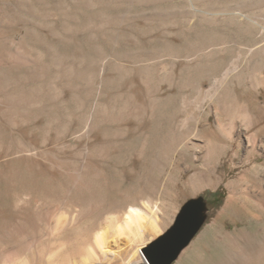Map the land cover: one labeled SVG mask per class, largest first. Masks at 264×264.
I'll return each instance as SVG.
<instances>
[{"label": "rangeland", "instance_id": "1", "mask_svg": "<svg viewBox=\"0 0 264 264\" xmlns=\"http://www.w3.org/2000/svg\"><path fill=\"white\" fill-rule=\"evenodd\" d=\"M212 1L0 0V32L6 37L0 41V94L5 97L14 71L21 97L28 85L36 87L37 119L29 126L22 124L18 133L26 137L33 127L41 146L48 126L52 135L47 147L65 167L63 173L36 166L29 172L21 163L16 193L9 192L8 181L1 178L0 227L5 221L2 212L6 215L15 201L24 198H32L34 208L64 213L71 210L67 199H78L81 207L95 210L86 221L93 224L109 214L119 218L128 205L138 206L142 198L149 205L144 209L149 223L144 239L153 241V219L164 233L187 203L201 200L202 226L173 264H233L227 234L237 226L221 211L230 187L246 168L245 153L235 166L231 164L212 96L228 90L240 103H256L260 113H254L264 121V56L259 53L252 62L247 58L251 49L264 44V0ZM203 3L242 9L248 26L228 19L222 26L207 27L193 19L189 29L188 16L195 8L202 9ZM10 40L22 53L15 68ZM30 46L33 65L23 59ZM222 58L223 65L217 66ZM241 74L239 80L236 76ZM17 108L14 113L23 118L27 108ZM209 124L218 139L211 143L214 153L207 157L210 138L202 134ZM91 125L96 131L88 139ZM184 134L190 139L187 148L178 145ZM259 149L261 162L264 138ZM215 166L213 174L205 170ZM74 173L84 177L87 187L74 185ZM251 222L248 230L257 233L261 225ZM21 226L27 228L24 247L47 239L44 223L38 230L24 221ZM123 243L122 239L124 254ZM15 253L11 251L8 258Z\"/></svg>", "mask_w": 264, "mask_h": 264}, {"label": "bare ground", "instance_id": "2", "mask_svg": "<svg viewBox=\"0 0 264 264\" xmlns=\"http://www.w3.org/2000/svg\"><path fill=\"white\" fill-rule=\"evenodd\" d=\"M189 1L192 2V0ZM202 6V9L195 8L194 13L188 16L189 29L194 26L193 19H196L197 23L201 24V26L207 27L225 24L228 22V19H232L233 23L241 26L243 22L249 20L240 8L226 5L211 7L207 3H203ZM70 7L72 8V6ZM5 38L4 34L0 32V41ZM9 43L12 48L10 61L13 68H15L20 60V56H22V53L20 54L21 48L15 40H10ZM33 51V47L30 46L23 56L24 62L27 65H33L35 62ZM224 52L227 53V51ZM259 53L264 56V44L248 52V62L254 61L256 55ZM200 65V63L197 64V66ZM222 65L223 58L217 62V66ZM236 77L240 80L242 74ZM2 79L3 74L0 71V83ZM32 81L33 76L30 77V82ZM9 82L10 85L8 91L5 93V97L0 94L4 97L0 98V179L5 178L8 181V191L16 193L19 178L18 165L21 163L25 165L29 172H32L35 168L34 166H36L40 169L42 167L56 169L63 173L65 167L60 159L54 158L52 151L47 147V142L52 135L48 126L44 128V141L41 143V146L38 143L36 144V132L33 127L32 129H28L27 134H25L26 137L18 133L22 124L29 126L35 123L34 121L37 119V111L35 109L37 107V100L35 99L37 89L32 84L31 86L28 85L25 96L21 97L19 92L20 79L16 71L10 75ZM213 98L216 101V123L221 130V134L226 139L224 151H229L231 164H236L235 160L240 159L242 151L245 153L242 163L246 168L242 171V175L238 180L230 187V195L226 200L225 207L221 211L222 217L224 216L233 220L237 226V230L227 234L228 247H230L229 251L232 255L231 260L233 264H264V160L258 161L262 157L259 141L260 138H264V121L262 117L254 113L255 111H259L260 113L256 103H240L241 100L240 102L236 100L233 93L231 94L228 90L220 92L217 97L212 96ZM20 105L27 108V111L25 110L26 115L23 118L16 116L14 113L15 109ZM145 114L146 112L143 110L140 115L144 117ZM207 120L209 121V118ZM238 127L242 128L239 135L236 132ZM212 129L213 127L210 124L203 128L205 134H202V136L210 138L206 145L207 157L214 153L210 149V145L213 143V140L216 141L218 139V134ZM95 131L96 127L94 125L89 126L88 139H90V135L94 134ZM78 138L81 137L79 136ZM188 139L189 136L187 134L183 137L179 136V147L187 148L190 140ZM205 170L213 174L217 168L216 166L215 168L208 167ZM72 178L77 188L87 187L84 177L78 173H74ZM137 202L139 203L138 206L133 204L128 205L119 218L109 214L104 217L103 221L93 224L86 221L92 217L95 210L93 208L81 207L78 199H71V201L67 199L66 203L70 205L71 210L69 213L65 212L66 215L61 210L50 212L46 208H34L32 206V198L17 200L12 209L9 210V213L5 215L2 212L1 214V217L5 221L0 227V264H110L113 261H121V264H147L143 250L152 241L144 239L145 230L149 224H147L148 219L144 209H147L149 205L142 198L138 199ZM8 218H12L13 220H8ZM14 219L16 220V224L14 223ZM153 220L150 225V231L154 238H157L163 232L158 221L156 219ZM253 220H256L261 225L260 230L256 231L257 233L250 232L247 228ZM22 221L26 222L28 227L35 230L41 228V224L44 223L45 235L43 234V236H46L47 239L34 241L29 245L26 244L24 247L23 243L25 240L23 241V239L27 228H20ZM240 223L243 224V227L238 228ZM122 239L125 241L123 244L127 246L123 247L127 248L124 254L121 252ZM14 250H16L14 256L11 259L8 258L10 252Z\"/></svg>", "mask_w": 264, "mask_h": 264}, {"label": "water", "instance_id": "3", "mask_svg": "<svg viewBox=\"0 0 264 264\" xmlns=\"http://www.w3.org/2000/svg\"><path fill=\"white\" fill-rule=\"evenodd\" d=\"M201 200L187 203L171 228L144 248L147 264H173L203 223Z\"/></svg>", "mask_w": 264, "mask_h": 264}]
</instances>
